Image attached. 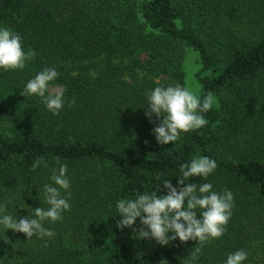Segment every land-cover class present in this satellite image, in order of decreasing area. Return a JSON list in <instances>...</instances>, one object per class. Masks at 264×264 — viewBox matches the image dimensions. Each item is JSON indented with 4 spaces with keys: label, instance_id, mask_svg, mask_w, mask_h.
I'll use <instances>...</instances> for the list:
<instances>
[{
    "label": "trees",
    "instance_id": "16d2710c",
    "mask_svg": "<svg viewBox=\"0 0 264 264\" xmlns=\"http://www.w3.org/2000/svg\"><path fill=\"white\" fill-rule=\"evenodd\" d=\"M2 27L36 56L23 70L0 69V204L13 217L49 207L43 186L59 158L71 207L62 220L43 222L51 237L27 240L0 226V264H225L240 249L248 253L243 264H264V134L234 143L253 126L264 133V0H0ZM190 50L199 61L198 95L211 92L220 104L203 113L205 126L160 145L145 115L147 93L186 86ZM44 68L59 73L48 86L63 90L56 115L39 96L20 95ZM195 156L217 167L187 182L234 197L220 238L190 260L197 241L161 246L117 228L120 199L155 191L165 179L177 186L180 165ZM39 157L47 168L33 169ZM160 187L157 195H166Z\"/></svg>",
    "mask_w": 264,
    "mask_h": 264
},
{
    "label": "clouds",
    "instance_id": "9594fccd",
    "mask_svg": "<svg viewBox=\"0 0 264 264\" xmlns=\"http://www.w3.org/2000/svg\"><path fill=\"white\" fill-rule=\"evenodd\" d=\"M35 56L32 49L24 51L22 37L18 33L7 27L0 28V69L23 70L26 62ZM58 75L55 68H44L26 83L20 95H37L49 111L54 115L58 114L64 106L63 90H50L48 87ZM147 100L145 115L150 122L157 125L152 131L160 145L177 141L182 132L187 133L205 126L207 120L203 113L209 111L217 102L211 92L201 98L192 88L179 83L174 86L155 87L147 93ZM71 103H75L74 99ZM153 115L156 117L155 121L152 120ZM147 143L146 140L145 144ZM55 164L56 167L52 169L49 177L51 183L43 186L44 202L49 207L31 208V214L13 217L6 214L7 202L0 204V226L3 229L23 233L27 240L33 236L43 238L54 234L43 222L47 220L54 223L62 220V213L71 207L68 202L71 193L67 192L70 188L66 175L67 165L60 163L59 158H56ZM39 166L48 167L44 157H39L32 167L35 169ZM216 167L215 160L207 156H195L189 163L180 165L181 176L177 186L174 187L171 180L167 179L161 183L163 189L167 190L166 195H157L162 191L159 184L150 193L120 199L116 203L120 217L116 222L117 228H132L137 239L155 240L161 246H167L177 238L181 243L197 241L188 257L190 260L197 259L206 242L218 239L225 233L232 215L234 197L227 189L222 192L213 191L210 183L197 185L187 181L191 177L207 178ZM61 190L67 192V197ZM197 213L200 218H197ZM137 218L140 226L133 227ZM247 257V251L236 250L227 256L225 264H243ZM160 264H167V261L162 260Z\"/></svg>",
    "mask_w": 264,
    "mask_h": 264
},
{
    "label": "rangeland",
    "instance_id": "374dc122",
    "mask_svg": "<svg viewBox=\"0 0 264 264\" xmlns=\"http://www.w3.org/2000/svg\"><path fill=\"white\" fill-rule=\"evenodd\" d=\"M184 68H185L186 86L192 88L198 94L199 91H200V84L197 81L195 72L199 68V61H198V56H197L196 52H194L192 50H190V51L187 52L186 58L184 60ZM156 80H158V81L159 80L160 81H164V78L163 77L160 78L158 76V77H156ZM164 83L166 84L167 82H164ZM168 85L169 84L167 83L166 84V87ZM215 98H216V101L217 102L214 105H219L220 104L219 99L216 96H215ZM254 128H255L254 126H253V129L251 127L249 129V132L248 133L244 132L242 134H238L234 138V143L235 144L243 145L244 142H247L250 139L258 140V138L261 135H263L264 133H259L260 130H256Z\"/></svg>",
    "mask_w": 264,
    "mask_h": 264
}]
</instances>
